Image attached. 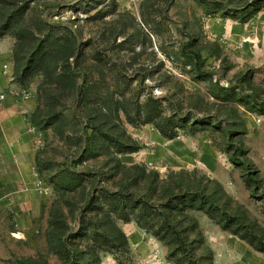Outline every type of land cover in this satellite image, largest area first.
I'll list each match as a JSON object with an SVG mask.
<instances>
[{
	"label": "rangeland",
	"instance_id": "obj_1",
	"mask_svg": "<svg viewBox=\"0 0 264 264\" xmlns=\"http://www.w3.org/2000/svg\"><path fill=\"white\" fill-rule=\"evenodd\" d=\"M3 64L0 264H264V0H0Z\"/></svg>",
	"mask_w": 264,
	"mask_h": 264
},
{
	"label": "crops",
	"instance_id": "obj_2",
	"mask_svg": "<svg viewBox=\"0 0 264 264\" xmlns=\"http://www.w3.org/2000/svg\"><path fill=\"white\" fill-rule=\"evenodd\" d=\"M29 111V103L23 101L20 103H13L8 98L0 105V151L2 153H20L22 161L26 158L28 163L27 140H29L31 129L25 123V114ZM24 168L27 169V165Z\"/></svg>",
	"mask_w": 264,
	"mask_h": 264
},
{
	"label": "built area",
	"instance_id": "obj_3",
	"mask_svg": "<svg viewBox=\"0 0 264 264\" xmlns=\"http://www.w3.org/2000/svg\"><path fill=\"white\" fill-rule=\"evenodd\" d=\"M12 79L9 77V67L8 64H3L0 66V105L3 104L9 97V87H13ZM24 100L27 96L23 95Z\"/></svg>",
	"mask_w": 264,
	"mask_h": 264
},
{
	"label": "trees",
	"instance_id": "obj_4",
	"mask_svg": "<svg viewBox=\"0 0 264 264\" xmlns=\"http://www.w3.org/2000/svg\"><path fill=\"white\" fill-rule=\"evenodd\" d=\"M153 121H150V119H145L144 123H151ZM160 134L165 136L166 138L168 139H171L173 138L174 136L173 135H166V133H164L162 130H160ZM125 222H128L130 221L129 218H126V219H123ZM138 223V221H136V224ZM138 225V224H137ZM154 237H156L157 239H159L161 242H164L165 241V237H159L158 235L156 234H152ZM123 242H125V238L123 237ZM178 242H182V239H179L178 238ZM250 246H252L255 250L261 252V253H264V245H261V246H253L251 243H249ZM174 245V244H173ZM175 262V261H174Z\"/></svg>",
	"mask_w": 264,
	"mask_h": 264
}]
</instances>
